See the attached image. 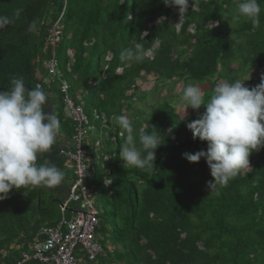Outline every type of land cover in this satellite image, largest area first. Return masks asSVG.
<instances>
[{"label": "trees", "instance_id": "1", "mask_svg": "<svg viewBox=\"0 0 264 264\" xmlns=\"http://www.w3.org/2000/svg\"><path fill=\"white\" fill-rule=\"evenodd\" d=\"M258 2L260 23L253 26L232 19L234 0H190L181 19L161 0H0V17L9 21L0 32V87L8 89L19 77L31 89L41 82L61 130L37 164L53 163L64 173L58 186L13 189L0 200V264H16L30 252L34 235L60 220L73 182L58 155L73 126L59 82L48 87L42 66L51 55L45 38L61 13L57 73L88 118L84 147L93 158L91 185L107 198L98 209L102 253L80 264H264V147L226 186L210 191L205 159L190 163L183 156L207 150V142L193 139L187 128L205 109L182 114L168 94L152 99L176 83L183 90L196 85L206 100L218 83L250 75L245 86L259 84L264 0ZM137 43L151 55L140 63L122 61L121 52ZM149 81L151 89H142ZM120 115L131 120L137 142L141 131L158 135L150 172L124 168L119 159L127 135L116 122ZM74 207L67 208V218Z\"/></svg>", "mask_w": 264, "mask_h": 264}, {"label": "clouds", "instance_id": "2", "mask_svg": "<svg viewBox=\"0 0 264 264\" xmlns=\"http://www.w3.org/2000/svg\"><path fill=\"white\" fill-rule=\"evenodd\" d=\"M161 2L175 8L180 19L190 7V0ZM234 2L232 19L244 18L253 26H259L261 9L258 0ZM7 23V18L0 17V27ZM150 55V51L137 43L124 49L120 58L140 63ZM248 79L216 84L207 100L202 90L190 83L179 98L185 111L188 108L205 109L198 113L197 119L187 123V128L193 139L207 142V150L184 153L183 156L190 163L205 159L213 178L207 184L210 191L226 186L242 169L249 167L251 153L264 147V75L260 83L251 88L244 84ZM25 84L23 77L13 78L9 91H0V200L7 198L13 189L52 188L64 179L63 171L55 164H37L38 156L53 149L61 130L60 121L52 110L45 112L49 99L41 85L28 90ZM116 122L127 133L119 148V159L124 168L150 172L154 168L155 150L161 145L158 135L141 131L137 142L133 124L127 116L116 117Z\"/></svg>", "mask_w": 264, "mask_h": 264}, {"label": "built area", "instance_id": "3", "mask_svg": "<svg viewBox=\"0 0 264 264\" xmlns=\"http://www.w3.org/2000/svg\"><path fill=\"white\" fill-rule=\"evenodd\" d=\"M62 15V13H61ZM61 15L49 28L45 38L51 55L42 64L48 87L59 82L60 92L68 117L73 126V133L68 145L59 148L58 155L70 164L73 182L61 205L60 220L54 225L41 228L28 245L26 252L16 264L34 259L42 264H80L97 259L102 253L98 229L100 225L99 210L92 202L94 188L89 184L90 154L84 147L88 118L80 105L74 104L68 95V84L57 73L55 49L60 40L59 20ZM41 85L37 82L35 85ZM74 204L70 218L65 216L66 209Z\"/></svg>", "mask_w": 264, "mask_h": 264}, {"label": "rangeland", "instance_id": "4", "mask_svg": "<svg viewBox=\"0 0 264 264\" xmlns=\"http://www.w3.org/2000/svg\"><path fill=\"white\" fill-rule=\"evenodd\" d=\"M250 77V75H248V76H245V78H249ZM151 81V80H150ZM145 82V83H143V86H142V89H146L147 91H148V89L150 90L151 89V87H152V82ZM145 90V91H146ZM182 85H181V83H176V84H174L173 86H171L170 88H165V89H163V94L162 95H158V94H156L155 96H154V98H152L153 100H158L160 97H164L163 95H164V93H166V94H168L169 95V97H171L172 99H173V101H174V104H175V106H176V108H177V110L179 111V112H181L182 114H187V112H188V109H186V111H185V109H184V107L180 104V102H179V98H180V96L182 95ZM53 98H55V97H53ZM195 119H197V118H195ZM194 119V120H195ZM91 134H95V129H93L92 131H91ZM98 134H100V135H102L103 137H105L106 136V132H104V131H101V133H98ZM190 136H192L193 137V134H192V132H191V134H190ZM111 141H113V140H111ZM99 148V146H96L95 147V149H98ZM98 151V150H97ZM97 151H95L96 153H97ZM90 154V153H89ZM98 154V153H97ZM66 160V159H65ZM94 161H95V158H94ZM92 162H93V158L91 157V155H90V163H89V169H90V178H89V180H88V182H89V184H91V175H92V172H93V168H92ZM63 170H64V172L65 173H69V171L71 170L70 169V164H69V162L66 160V163H65V165H64V168H63ZM72 174V173H71ZM71 186V185H70ZM69 189H70V187H69ZM69 192V191H68ZM66 198V197H65ZM92 202L94 203V205L100 210V209H102V208H104L105 206H106V204H107V198H106V196L105 195H103L101 192H99V191H93V198H92ZM63 203V202H62ZM62 203L60 204V211H61V205H62ZM73 204V203H72ZM70 206H71V204L69 205V207H67V208H70ZM66 211H67V209H66ZM74 211V210H73ZM104 253V255L105 254H107V251L105 252H103Z\"/></svg>", "mask_w": 264, "mask_h": 264}, {"label": "water", "instance_id": "5", "mask_svg": "<svg viewBox=\"0 0 264 264\" xmlns=\"http://www.w3.org/2000/svg\"><path fill=\"white\" fill-rule=\"evenodd\" d=\"M8 28V25H5L4 27L0 28V32L4 31L5 29ZM25 87L28 89V90H31V88L29 86H26ZM0 90L1 91H9L8 89H5V88H1L0 87ZM52 110V105L50 103V101L46 102V109H45V112H50ZM38 203H39V200H38Z\"/></svg>", "mask_w": 264, "mask_h": 264}]
</instances>
